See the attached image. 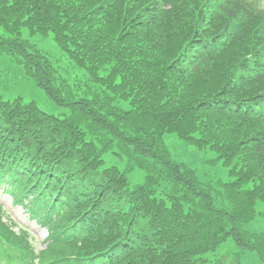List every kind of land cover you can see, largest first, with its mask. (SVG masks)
<instances>
[{"label": "trees", "instance_id": "16d2710c", "mask_svg": "<svg viewBox=\"0 0 264 264\" xmlns=\"http://www.w3.org/2000/svg\"><path fill=\"white\" fill-rule=\"evenodd\" d=\"M0 26L9 35L0 34V54L74 108L61 118L0 94V172L39 215L56 208L51 241L32 254L40 264H206L229 235L247 246L238 216L246 200L264 198V112L250 109L264 104V0H0ZM24 29L52 32L89 81L132 108L104 113L99 91L78 100L75 72L30 50ZM165 133L215 152L238 188L254 181V190L246 198L231 182L219 199L172 158ZM116 139L125 146L117 154L135 159L125 169L103 167ZM134 167L144 179L130 187ZM7 215L0 205L10 243L19 234Z\"/></svg>", "mask_w": 264, "mask_h": 264}, {"label": "rangeland", "instance_id": "374dc122", "mask_svg": "<svg viewBox=\"0 0 264 264\" xmlns=\"http://www.w3.org/2000/svg\"><path fill=\"white\" fill-rule=\"evenodd\" d=\"M0 34H5L1 26ZM21 41L27 43L30 50H38L44 53L55 67H68L75 72L77 80L74 87L77 99L86 94H90L89 97L93 98L92 91H99L104 98L102 103L104 113H110L112 107L117 109V112L132 108L130 100L115 98L109 90H103L97 83L89 81L86 69L75 65L67 53L59 47L52 32L31 34L28 29H24ZM0 94L6 100H15L22 97L25 102L34 101L42 110L61 118L74 113L73 107L58 104L43 88L39 87L35 79L25 73L23 63L5 54H0ZM111 117L115 118L116 115L112 114ZM164 141L172 158L193 168L203 184L213 185L214 192L216 191L215 188L221 186L223 182L231 181L229 167L223 163L222 158L217 157L215 152L209 149H198L175 133H165ZM124 148L122 142L118 139L114 140L111 149L104 155L105 164L103 167L117 165L121 169H125V167L131 165L129 158L135 162L129 150L123 158L117 154L124 153ZM127 177L130 187H133L143 181L144 172L141 168L134 167L128 172ZM0 200L5 204L14 219L19 221L21 225L28 227L37 246L43 248L48 235V227L44 228L30 218L22 205L14 204L12 196L7 192H3V187L0 188ZM254 223L245 224V228L261 229L263 226L262 223L260 225ZM208 257L211 260L220 259L223 264H235L237 261L242 264H263L253 250H243L237 247L231 239H228L216 251L211 252Z\"/></svg>", "mask_w": 264, "mask_h": 264}]
</instances>
